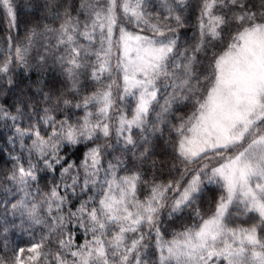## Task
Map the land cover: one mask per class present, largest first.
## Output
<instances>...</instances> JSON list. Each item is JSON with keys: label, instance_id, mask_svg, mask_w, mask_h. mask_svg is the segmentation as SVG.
<instances>
[{"label": "snow or ice", "instance_id": "1", "mask_svg": "<svg viewBox=\"0 0 264 264\" xmlns=\"http://www.w3.org/2000/svg\"><path fill=\"white\" fill-rule=\"evenodd\" d=\"M0 125V264H264V0H0Z\"/></svg>", "mask_w": 264, "mask_h": 264}, {"label": "trees", "instance_id": "2", "mask_svg": "<svg viewBox=\"0 0 264 264\" xmlns=\"http://www.w3.org/2000/svg\"><path fill=\"white\" fill-rule=\"evenodd\" d=\"M52 75V73L48 74V78H50ZM36 75L33 74V79H36ZM9 131L8 129H6L5 127H3L2 125H0V149H5V151L0 152V166L4 165V162L8 160V155H7V151H6V146H5V142L7 140V137L9 135ZM10 166V165H9ZM12 239H17L16 236H13Z\"/></svg>", "mask_w": 264, "mask_h": 264}]
</instances>
